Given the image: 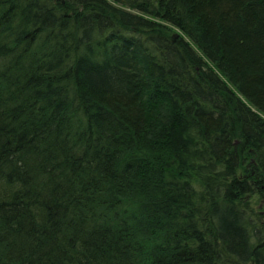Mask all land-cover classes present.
<instances>
[{"label":"trees","instance_id":"trees-1","mask_svg":"<svg viewBox=\"0 0 264 264\" xmlns=\"http://www.w3.org/2000/svg\"><path fill=\"white\" fill-rule=\"evenodd\" d=\"M253 195L264 0H0V264H264Z\"/></svg>","mask_w":264,"mask_h":264},{"label":"rangeland","instance_id":"rangeland-1","mask_svg":"<svg viewBox=\"0 0 264 264\" xmlns=\"http://www.w3.org/2000/svg\"><path fill=\"white\" fill-rule=\"evenodd\" d=\"M253 205L259 211L264 212V199L261 198L259 195H253Z\"/></svg>","mask_w":264,"mask_h":264},{"label":"water","instance_id":"water-1","mask_svg":"<svg viewBox=\"0 0 264 264\" xmlns=\"http://www.w3.org/2000/svg\"><path fill=\"white\" fill-rule=\"evenodd\" d=\"M250 264H254V261L252 260V261L250 262Z\"/></svg>","mask_w":264,"mask_h":264},{"label":"bare ground","instance_id":"bare-ground-1","mask_svg":"<svg viewBox=\"0 0 264 264\" xmlns=\"http://www.w3.org/2000/svg\"><path fill=\"white\" fill-rule=\"evenodd\" d=\"M37 100H38V98H37ZM36 101V100H35ZM39 101H40V98H39ZM34 102V101H33ZM56 102V101H55Z\"/></svg>","mask_w":264,"mask_h":264}]
</instances>
